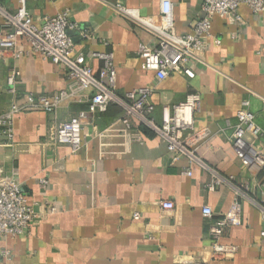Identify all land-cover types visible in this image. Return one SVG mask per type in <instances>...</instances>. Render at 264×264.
Instances as JSON below:
<instances>
[{
	"label": "crops",
	"instance_id": "crops-1",
	"mask_svg": "<svg viewBox=\"0 0 264 264\" xmlns=\"http://www.w3.org/2000/svg\"><path fill=\"white\" fill-rule=\"evenodd\" d=\"M170 1L175 29L190 31L201 13L200 0ZM117 3L151 15L160 11L161 0H29L28 8L36 22L44 13L69 10L71 19L91 32L87 38L74 34L75 50L112 51L117 90L153 87L150 99L157 121L162 103L199 92L195 154L232 176L231 184L245 186L242 221L227 227L221 237L236 251L229 257L207 255L208 221L202 214L204 204L212 207L214 216L229 207L234 198L230 183L208 190V169L186 155L175 158L151 129L142 130L141 139H132L119 120L121 105L111 103L104 112H91L86 100H70L52 112L14 113L12 136L0 140V174L20 182L36 212L28 233L0 237V264H264V216L253 201L259 195L257 178L236 157L230 140L244 100L264 129V10L253 12L241 4V21L215 15L208 46L200 52L206 64L192 60V78L171 73L157 80L139 54L149 34L123 16ZM27 47L19 38L18 55L0 51V111L13 99L6 89L12 67L19 70V95L52 94L67 86L60 65L24 52ZM99 65L94 59L95 71ZM71 116L82 121L83 145L77 151L65 143L52 144L47 136L53 123ZM187 167L191 174L183 172ZM165 199L174 202L173 208L161 206Z\"/></svg>",
	"mask_w": 264,
	"mask_h": 264
},
{
	"label": "built area",
	"instance_id": "built-area-1",
	"mask_svg": "<svg viewBox=\"0 0 264 264\" xmlns=\"http://www.w3.org/2000/svg\"><path fill=\"white\" fill-rule=\"evenodd\" d=\"M28 1L15 0L16 4H11L0 0V51L9 50L18 55L20 52L16 50L17 42L19 38H24L28 43L24 52L35 53L60 65L68 82L66 87L52 94L26 92L19 95L16 88L19 70L12 67L6 75V89L13 94V99L7 109L0 111V140L12 136V117L19 111L43 109L52 112L65 101L86 100L91 112H104L109 104L117 103L123 108L119 120L129 130L132 139L142 138L141 126L144 125L166 142L175 158L186 155L208 169L210 177L205 182L208 190H214L222 183L231 184L232 176L220 173L195 154L198 133L194 129V114L200 105L198 91L188 92L181 101L162 103L160 120L157 121L152 114L154 104L150 99L153 87L140 86L119 92L112 51L75 50L74 34L87 38L91 35L89 28L71 19L67 9L54 14L44 13L36 22L28 8ZM200 3L201 13L191 23L190 31L184 33L175 29L170 0H161L160 11L151 15H141L135 9L119 3L115 5L123 16L149 34V38L141 42L139 54L143 67L154 71L157 80H162L171 73L192 78L194 70L190 62L194 60L206 64L200 52L208 46L211 22L215 15H231L241 21L238 12L241 4L253 12L264 10V0H200ZM94 59L100 61L97 71L93 66ZM248 104L249 101L244 100L237 109V121L233 125L230 140L236 157L257 178L259 195L253 201L264 216V129L256 123ZM81 131V118L71 116L53 123L47 136L52 144L65 143L72 151H77L83 145ZM183 172L191 174L189 167ZM40 181L46 183L47 179L41 178ZM231 185L234 198L229 207L218 216H214L209 204L202 205V214L208 221L210 242L206 253L209 257H229L236 251L235 245L221 241L227 227L238 225L242 221L240 197L244 194L245 186ZM160 203L167 209L174 206L170 199ZM53 209L50 206V210ZM134 216L138 217L139 214L136 212ZM35 217L36 212L27 201L20 182L0 174V237L28 233ZM261 234L264 235V229ZM8 252L6 249L2 250L4 255Z\"/></svg>",
	"mask_w": 264,
	"mask_h": 264
},
{
	"label": "trees",
	"instance_id": "trees-1",
	"mask_svg": "<svg viewBox=\"0 0 264 264\" xmlns=\"http://www.w3.org/2000/svg\"><path fill=\"white\" fill-rule=\"evenodd\" d=\"M142 127V130H146V129H149L148 127H146V126H141Z\"/></svg>",
	"mask_w": 264,
	"mask_h": 264
}]
</instances>
